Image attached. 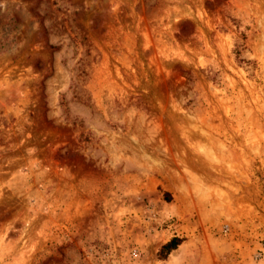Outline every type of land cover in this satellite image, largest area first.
I'll return each instance as SVG.
<instances>
[{
	"label": "rangeland",
	"instance_id": "obj_1",
	"mask_svg": "<svg viewBox=\"0 0 264 264\" xmlns=\"http://www.w3.org/2000/svg\"><path fill=\"white\" fill-rule=\"evenodd\" d=\"M0 264H264V0H0Z\"/></svg>",
	"mask_w": 264,
	"mask_h": 264
},
{
	"label": "trees",
	"instance_id": "obj_2",
	"mask_svg": "<svg viewBox=\"0 0 264 264\" xmlns=\"http://www.w3.org/2000/svg\"><path fill=\"white\" fill-rule=\"evenodd\" d=\"M179 242L180 239L178 237L173 236L160 246L159 252L168 253L170 250L174 249Z\"/></svg>",
	"mask_w": 264,
	"mask_h": 264
}]
</instances>
